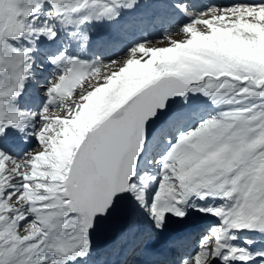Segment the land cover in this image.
Instances as JSON below:
<instances>
[{"label": "snow or ice", "instance_id": "obj_1", "mask_svg": "<svg viewBox=\"0 0 264 264\" xmlns=\"http://www.w3.org/2000/svg\"><path fill=\"white\" fill-rule=\"evenodd\" d=\"M155 5L183 38L105 59L138 0H0V264H109L136 216L211 219L178 264H264V0Z\"/></svg>", "mask_w": 264, "mask_h": 264}, {"label": "rangeland", "instance_id": "obj_2", "mask_svg": "<svg viewBox=\"0 0 264 264\" xmlns=\"http://www.w3.org/2000/svg\"><path fill=\"white\" fill-rule=\"evenodd\" d=\"M183 38V34L181 32H179L176 35L173 36H169L168 39H182ZM168 39L165 40H157V41H153V42H149L151 46H166L168 43ZM123 58H126V56H124ZM122 58V59H123ZM36 150H39L38 148Z\"/></svg>", "mask_w": 264, "mask_h": 264}, {"label": "bare ground", "instance_id": "obj_3", "mask_svg": "<svg viewBox=\"0 0 264 264\" xmlns=\"http://www.w3.org/2000/svg\"><path fill=\"white\" fill-rule=\"evenodd\" d=\"M150 44V43H149Z\"/></svg>", "mask_w": 264, "mask_h": 264}]
</instances>
